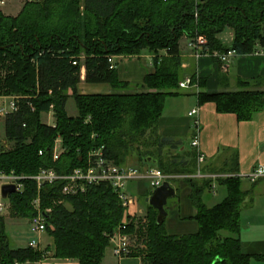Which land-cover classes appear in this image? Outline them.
Segmentation results:
<instances>
[{
  "label": "trees",
  "instance_id": "1",
  "mask_svg": "<svg viewBox=\"0 0 264 264\" xmlns=\"http://www.w3.org/2000/svg\"><path fill=\"white\" fill-rule=\"evenodd\" d=\"M226 27L233 31L228 45L218 38ZM200 36L209 51L233 49L244 57L264 49V0H39L23 2L15 16L0 10V96L15 97L17 105L3 115L10 145L0 151V173L16 176L15 183L21 185L6 199L9 214L31 220L38 197L56 258L101 264L123 209L106 182L88 184L83 192L71 195L61 193L62 180L38 188L34 176L40 169L66 175L85 167L88 153L100 147L104 158L122 168L145 164L149 156L155 159L149 146L166 99L189 88L198 105L211 102L217 113L234 114L238 121H250L264 109V76L238 77L235 90L208 92L206 78L193 71L187 77L196 88L179 86L187 78L179 40L195 41ZM160 50L166 55H159ZM143 51L153 55L155 69L144 76L145 89L132 92L134 86L118 79V64L110 68L108 58ZM210 58L222 69L217 58ZM81 66L84 82L109 84L112 92L79 93ZM70 97L75 115L66 111ZM42 113L53 116V123L44 122ZM56 139L61 152L54 158ZM192 163L196 169V155ZM164 165L158 159L157 168L163 173L177 172ZM185 182L197 229L168 233L164 221H156L157 210L145 202L147 224L130 222L126 230L144 243L135 255L149 264H250L257 256L242 251L240 214L251 189H243L237 175L218 177L226 196L207 206L202 196L212 192V179L188 177ZM43 257L30 246L12 247L0 214V264Z\"/></svg>",
  "mask_w": 264,
  "mask_h": 264
},
{
  "label": "crops",
  "instance_id": "2",
  "mask_svg": "<svg viewBox=\"0 0 264 264\" xmlns=\"http://www.w3.org/2000/svg\"><path fill=\"white\" fill-rule=\"evenodd\" d=\"M22 5L21 3L17 11L14 10L13 13L6 15L15 16L20 11ZM12 7L13 5L10 3L9 6V2L7 1L0 10L3 12L5 8ZM218 38L222 43L230 44L233 38L232 29L226 27L218 35ZM188 41L186 37H182L179 40L182 66L184 65V77L189 76L191 72L195 71L198 76L206 78V90L208 92L228 89L229 84L223 88L222 86L217 88L216 83H218L217 77L219 74L227 72L229 67L233 68L234 73L230 81L231 90L236 89L233 87H235L238 77L255 78L264 76V57L253 55L238 56L226 69H223V67L220 69L218 64L207 56H203L195 61L190 56L191 49L188 46ZM159 55H166V51L160 50ZM154 69L153 55L147 51H143L135 57L125 58L118 63V67L116 68L118 79L129 82L134 86L131 90L132 92L145 89L142 87L144 76L154 72ZM83 78L84 72L81 76L82 80L78 84L79 93L106 94L113 90L109 84H90L84 82ZM194 107H199L200 151L205 157L202 167V177L211 178L215 175L218 178V176L237 175L240 177L243 189H251L250 198L247 200L248 203L240 214L241 248L244 253L257 256L251 258L250 264H264V176L253 183L245 178L258 165L264 167V111L256 112L250 121H238L234 114L217 113L214 104L211 102L198 105L197 96L193 93V89L189 88L184 91V94L179 96L168 97L164 111L157 122L156 136L150 141L149 150L153 152L155 159L149 156L146 158L145 164L137 166L142 170L149 167H157L158 159H162L163 163H165V169L177 171L171 175L178 177L171 179L172 182L169 181L175 189V194L173 195L175 200L170 207L177 212L176 221H173V223L179 224L174 227L176 231L180 232L171 234L189 233L181 232L183 228L180 224H188L190 229H195L196 224L192 216L196 210L190 199V203H180V194L185 193L189 197L190 193V188L185 179L187 175L195 173L192 158L196 155V150L191 146L194 128L192 119L188 115V112ZM44 115L48 117L47 114L42 113V119ZM48 119L50 120L51 118L48 117ZM48 122L52 124L53 119ZM217 178H211L215 187L212 189V192L208 193L212 196H217L220 187H224L217 182ZM140 182L134 180L129 183ZM140 193L144 194L143 202H145V198L152 191L140 190ZM222 193L224 192L222 191ZM143 207L146 208L145 205ZM22 221L23 219H14L11 225L16 226ZM39 238V251L43 252L44 257L39 261L26 262L24 264H78L74 259H61L54 256L55 246L52 237L41 234ZM25 246H28V243ZM101 264L149 263H146L142 256L135 254L118 259L113 254L110 246H108L105 249Z\"/></svg>",
  "mask_w": 264,
  "mask_h": 264
},
{
  "label": "built area",
  "instance_id": "3",
  "mask_svg": "<svg viewBox=\"0 0 264 264\" xmlns=\"http://www.w3.org/2000/svg\"><path fill=\"white\" fill-rule=\"evenodd\" d=\"M25 1H39V0H22ZM7 0H0V9L6 4ZM188 46L191 49L190 56L198 60L203 56L215 57L222 64L223 69H226L237 57V53L233 49H229L226 52L209 51L206 44V40L203 37H198L195 41H189ZM255 56H264V49L254 51L251 53ZM127 57L123 55H112L108 58L110 62V68L116 66L122 60ZM135 57V56H134ZM82 58V57H81ZM76 64V61H73ZM184 66V65H183ZM84 72V67L81 66V75ZM179 86L182 88L194 87L196 84H191L190 78L187 77L179 82ZM4 101L9 100L8 108L6 104L0 107V114L3 116L8 112L15 111L17 105L15 103V97L13 96H0V99ZM8 99V100H7ZM7 103V102H6ZM199 109L192 108L188 115L192 119V125L194 128V134L191 139V146L196 150V169L192 175H187L186 178H203L202 167L205 160L204 155L200 151V122L198 117ZM8 144L5 143L4 147ZM61 152L60 139H56L54 146V158H56ZM264 176V167L258 165L248 175L245 176L250 182H256L259 178ZM178 176L168 175L163 173L157 167H149L144 171L139 170L136 167L122 168L111 161L103 157L101 147L92 149L87 156V163L85 167L74 168L70 173L66 175H58L53 169H40L38 174L34 176L37 182L38 188L46 183H54L58 180H62L61 193L63 195H71L79 192H83L88 184H97L100 182L109 183L117 194L120 200L123 213L120 223L117 225L115 230L109 236V243L112 247L113 254L118 258L122 259L132 254L131 241L134 240L132 233L126 232L128 224L131 222V218L136 214L140 213L141 210L134 209L133 207L138 203V199L132 197L126 192L127 184L130 181H147L152 189L159 186L163 181L173 179ZM220 177V176H218ZM212 179L217 178L215 175ZM17 177L10 174L5 175L0 173V186L4 183L16 182ZM215 187V184L211 183V189ZM17 188H21V185L17 184ZM33 205L36 210L35 216L29 220L32 231L35 233L36 238H32L28 246L39 250L40 235L46 233V219L44 212L40 209L39 198L33 200ZM133 208V209H132ZM6 210V204L0 197V213Z\"/></svg>",
  "mask_w": 264,
  "mask_h": 264
},
{
  "label": "rangeland",
  "instance_id": "4",
  "mask_svg": "<svg viewBox=\"0 0 264 264\" xmlns=\"http://www.w3.org/2000/svg\"><path fill=\"white\" fill-rule=\"evenodd\" d=\"M7 1L9 2V6H10V3L13 5L14 9H12L13 7L12 8H5V10H4L5 12L3 11L4 14L13 13L14 10L17 11L18 7L21 6V3L23 4L22 0H7ZM132 57H134V56H132ZM220 75H221V77H219ZM219 76L217 77L218 80L220 79V81L218 83H216L217 88L221 87V86L223 88L224 86L229 84V87L226 90H231L230 81H231L232 77L234 76L233 68L229 67V70L227 72L220 73ZM236 87H237V85H235V87H233V88H236ZM5 104H6V107L8 108L9 100L4 101V99L1 98L0 99V107L5 105ZM66 111L68 112L69 115H75L77 113L75 102H74L72 97H70L66 102ZM261 111H264V109ZM4 118L5 117L0 114V151H1V149H7L8 148V146L4 147L5 143H7V141L5 139V132H4ZM52 119H53V116H51L50 120H52ZM42 120L44 122L50 121L46 115H44ZM8 145H10V144H8ZM132 165L137 166L135 162ZM183 186L185 187L184 184H183ZM180 189H182V188H180ZM140 190H144V191L147 190V191L151 192L153 189L149 186V183L147 181H141L140 183H128L127 184L126 192L134 198L138 199V197H142ZM220 190H221V192H220ZM220 190H219L217 196H212L207 191H205L203 193V196H202L203 202L205 204H207L208 206H211V205L215 204L216 202L221 201L226 196V189H225V187H223V188L220 187ZM222 191L225 193V196H224V193H222ZM140 199H138V203L133 208L135 209L137 207V209H140L141 212L136 214L134 217L131 218L132 224H134V223L138 224V221L140 224H144V223L147 224V222H148L147 209L143 207L145 202L144 203L142 202L144 199H143V197L141 200ZM174 200H175L174 196H170L168 198L167 203L165 204L167 213H166V216L164 219V225H165V228H166L168 233L180 232V231H176V229L174 227V226H178L179 224L173 223V221H176L175 217L177 216V212L172 210V208L170 206L174 202ZM3 202L6 204V210L0 214L3 215L6 219L5 220L6 232L10 238V241L12 242V247H22V246L27 245V243H29V241L32 238H36L35 233L32 231V228L30 226V222L24 218H11L10 214H9V203L6 199H3ZM187 202L190 203L188 195H186L185 193L180 194V203L184 204ZM182 210L184 212L183 208H182ZM14 219H23V221L18 223L16 226L11 225V222L14 221ZM195 224H196V228L193 230L190 229V226L188 224H180V226L183 228L181 232H194L197 229L196 221H195ZM136 226H138V225H136ZM44 234H46L47 237L49 236L47 233H44ZM133 235H134V233H133ZM131 245H132V247H131L132 253L131 254H136L138 249L143 250L145 248L144 243L137 240V238L135 236H134V240L131 241ZM110 248L112 249L111 246H110Z\"/></svg>",
  "mask_w": 264,
  "mask_h": 264
},
{
  "label": "water",
  "instance_id": "5",
  "mask_svg": "<svg viewBox=\"0 0 264 264\" xmlns=\"http://www.w3.org/2000/svg\"><path fill=\"white\" fill-rule=\"evenodd\" d=\"M147 160V159H146ZM17 190L15 182L4 183L0 186V197L7 199L8 196ZM175 194V189L171 186L169 181H163L159 186L152 190V193L145 198V202L157 210L156 221L158 224L162 223L166 216L165 204L170 196Z\"/></svg>",
  "mask_w": 264,
  "mask_h": 264
}]
</instances>
